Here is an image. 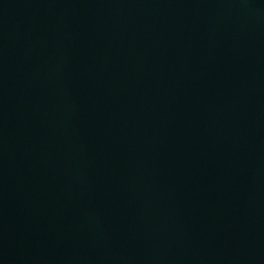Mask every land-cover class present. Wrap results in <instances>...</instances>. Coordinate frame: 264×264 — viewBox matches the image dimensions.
<instances>
[{"label":"water","instance_id":"obj_1","mask_svg":"<svg viewBox=\"0 0 264 264\" xmlns=\"http://www.w3.org/2000/svg\"><path fill=\"white\" fill-rule=\"evenodd\" d=\"M0 264H264V0H0Z\"/></svg>","mask_w":264,"mask_h":264}]
</instances>
